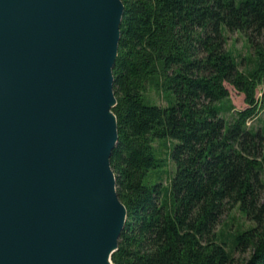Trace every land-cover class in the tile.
Returning a JSON list of instances; mask_svg holds the SVG:
<instances>
[{"label": "trees", "instance_id": "trees-1", "mask_svg": "<svg viewBox=\"0 0 264 264\" xmlns=\"http://www.w3.org/2000/svg\"><path fill=\"white\" fill-rule=\"evenodd\" d=\"M123 2L111 164L128 219L113 263L236 264V251L251 249L242 264H264V126L248 125L264 84V0ZM233 31L245 34L249 56L228 48ZM226 83L248 107L234 106ZM150 88L170 90L175 102H147ZM165 137L177 141L173 212L164 187L145 182L163 164L153 142ZM236 207L252 225L220 233Z\"/></svg>", "mask_w": 264, "mask_h": 264}, {"label": "water", "instance_id": "water-1", "mask_svg": "<svg viewBox=\"0 0 264 264\" xmlns=\"http://www.w3.org/2000/svg\"><path fill=\"white\" fill-rule=\"evenodd\" d=\"M123 0H0V264H114Z\"/></svg>", "mask_w": 264, "mask_h": 264}, {"label": "rangeland", "instance_id": "rangeland-1", "mask_svg": "<svg viewBox=\"0 0 264 264\" xmlns=\"http://www.w3.org/2000/svg\"><path fill=\"white\" fill-rule=\"evenodd\" d=\"M228 48L231 49L235 55H238L240 59L244 56H249L252 53L249 42L244 33L233 31L228 32ZM246 63L243 62L242 68H245ZM230 89L231 99L234 106L237 109H243L248 107L245 102V95L239 92L233 85L226 83ZM147 102L155 103L162 106L171 105L175 102V96L170 90L150 88L148 92ZM257 97L261 104L259 113L253 119H250L248 125L250 127H263L264 126V84L260 85L257 91ZM229 114L224 113L225 117L230 118ZM176 140L165 137L157 138L153 144L155 146L157 157L163 159V164L160 167L150 170L146 176L145 182L148 184H161L164 187L166 194V200L170 211L174 209V196L170 192L172 189L173 178L176 173V164L172 159L171 153ZM252 225V222L239 210L238 207L225 214L218 227L220 233L232 234L241 229H245ZM251 255V249L246 251L237 250L235 253L236 264L244 263Z\"/></svg>", "mask_w": 264, "mask_h": 264}]
</instances>
